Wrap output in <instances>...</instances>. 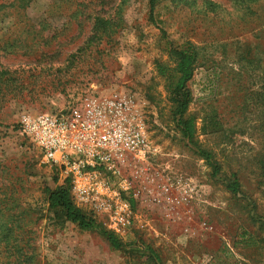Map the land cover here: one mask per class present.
I'll return each instance as SVG.
<instances>
[{"label": "rangeland", "instance_id": "rangeland-1", "mask_svg": "<svg viewBox=\"0 0 264 264\" xmlns=\"http://www.w3.org/2000/svg\"><path fill=\"white\" fill-rule=\"evenodd\" d=\"M248 2L158 0L152 19L147 0H31L0 22V194L30 264H264V1L256 15ZM95 17L109 32L95 34ZM185 44L197 52L185 115L194 144L156 70L172 64L168 45ZM91 97L126 101L155 150L124 172L134 205L121 250L109 228H81L48 207L64 179L18 128Z\"/></svg>", "mask_w": 264, "mask_h": 264}, {"label": "built area", "instance_id": "built-area-1", "mask_svg": "<svg viewBox=\"0 0 264 264\" xmlns=\"http://www.w3.org/2000/svg\"><path fill=\"white\" fill-rule=\"evenodd\" d=\"M128 109L123 100L91 97L56 113L24 118L18 126L40 162L69 180L76 205L101 216V224L116 235L133 220L124 196L132 187L124 172L155 152Z\"/></svg>", "mask_w": 264, "mask_h": 264}, {"label": "trees", "instance_id": "trees-1", "mask_svg": "<svg viewBox=\"0 0 264 264\" xmlns=\"http://www.w3.org/2000/svg\"><path fill=\"white\" fill-rule=\"evenodd\" d=\"M157 1L158 0H147L149 14L152 19ZM260 1L262 0H249V2L246 3L247 10L250 14L256 15L258 10L262 8L259 4ZM30 2L31 0H0V22L11 14L21 18ZM29 27L34 26L31 25ZM44 27L46 26L42 25V28ZM109 29L110 27L107 19L102 17L94 18L93 31L95 34H105L109 32ZM166 53L172 64L169 65L167 63L157 62L156 70L159 76L164 79L167 97L172 105L176 124L187 141L194 144V136L197 132L195 119L185 115L191 102V92L187 84L192 79L197 65V52L192 45L185 44L176 48L172 45H168ZM75 61H73L72 64ZM262 74L264 76V68ZM197 154L211 166L212 175L214 177L217 176L220 172V166L212 162V154L200 148L197 150ZM239 188L240 184L236 178H233L227 185V189L234 194L239 192ZM4 194H0V196H3L0 197V264H30L32 259L27 255L24 257L21 252L22 249L19 246V237L15 233L20 230L21 227L19 225L18 227L9 225V223H12L10 220L15 218V215L7 208L8 204L5 203L3 199L6 198L7 195L6 193ZM128 200L133 208L134 202L132 198ZM47 203L48 207L60 213L65 221L77 224L81 228H103V225L96 221L95 216L90 211L75 205L71 195L69 180H64L63 186L48 191ZM104 233L112 249H122V243L118 235L107 230H105ZM150 254H152L151 250Z\"/></svg>", "mask_w": 264, "mask_h": 264}]
</instances>
